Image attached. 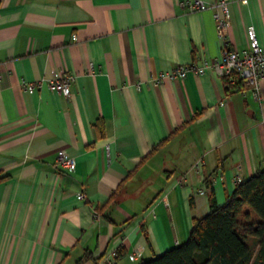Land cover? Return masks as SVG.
Masks as SVG:
<instances>
[{
  "label": "crops",
  "instance_id": "crops-1",
  "mask_svg": "<svg viewBox=\"0 0 264 264\" xmlns=\"http://www.w3.org/2000/svg\"><path fill=\"white\" fill-rule=\"evenodd\" d=\"M184 1L0 0V264H139L264 169V82L259 101L211 68L172 76L224 48L214 10ZM230 10L229 47L251 27L264 47V0ZM62 74L71 98L50 88Z\"/></svg>",
  "mask_w": 264,
  "mask_h": 264
},
{
  "label": "trees",
  "instance_id": "trees-1",
  "mask_svg": "<svg viewBox=\"0 0 264 264\" xmlns=\"http://www.w3.org/2000/svg\"><path fill=\"white\" fill-rule=\"evenodd\" d=\"M238 87L226 86V91ZM7 178L0 177V182ZM210 200V212L193 219L183 243L139 264H264V169L238 183L223 205L216 203L213 192ZM251 237L255 247L248 243ZM89 257L86 253L80 262Z\"/></svg>",
  "mask_w": 264,
  "mask_h": 264
},
{
  "label": "built area",
  "instance_id": "built-area-1",
  "mask_svg": "<svg viewBox=\"0 0 264 264\" xmlns=\"http://www.w3.org/2000/svg\"><path fill=\"white\" fill-rule=\"evenodd\" d=\"M231 1L232 0H216L212 5H208L203 0H187L181 3L183 7L191 12L204 11L208 8L214 10L217 33L219 38L223 41L224 48L222 58L219 61L213 64L204 62L202 65H180L174 70L172 76L184 78L189 73L203 74L206 69L211 68L217 76L225 82L226 86L235 87L241 85L242 92L248 90L257 100L262 101V86L264 82V47L259 44L256 33L252 27L248 31V38L250 40L249 48L237 51L229 47L226 30L229 26L231 17ZM243 1L246 2L247 0ZM74 80L75 76L72 74L56 75L54 80L50 82V88L52 91L57 92L66 98H71V85ZM23 86L26 91L34 92L40 86V83L24 82ZM107 148H109V146H107ZM59 159L61 165L67 170H76V160L74 158H68L64 150L60 152ZM201 165L202 160L198 161L195 164V167L200 168ZM237 181L240 183L242 180L238 177ZM78 198L84 199L85 194H78ZM142 251L143 248L141 246L134 248L128 254L129 260L136 261ZM118 255V250L112 251L108 256V264H115Z\"/></svg>",
  "mask_w": 264,
  "mask_h": 264
},
{
  "label": "rangeland",
  "instance_id": "rangeland-1",
  "mask_svg": "<svg viewBox=\"0 0 264 264\" xmlns=\"http://www.w3.org/2000/svg\"><path fill=\"white\" fill-rule=\"evenodd\" d=\"M248 243L250 244V246H252V247H255L256 245H257V241H256V239H254V238H248Z\"/></svg>",
  "mask_w": 264,
  "mask_h": 264
}]
</instances>
